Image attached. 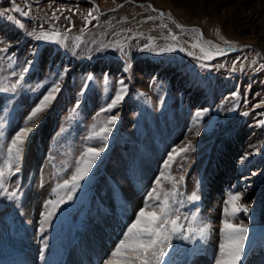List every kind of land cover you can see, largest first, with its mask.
Masks as SVG:
<instances>
[{
  "label": "rangeland",
  "instance_id": "1",
  "mask_svg": "<svg viewBox=\"0 0 264 264\" xmlns=\"http://www.w3.org/2000/svg\"><path fill=\"white\" fill-rule=\"evenodd\" d=\"M11 3L0 0V11L10 9ZM15 3L29 15L12 13L24 23L23 29L0 17V39L12 43L9 52L0 55V81L10 85L18 78L14 71L18 73L28 59L34 63L15 93L0 92V122L5 125L0 131L5 142L63 74L61 91L36 121L20 170L9 181L19 200L0 197V207L12 220L10 231L24 235L38 261L35 264L43 257L53 264H79L72 254L80 251L84 240L81 258L88 264H104L162 171L172 178L164 182L166 190L174 181L185 197L198 192L200 199L186 203L181 211L198 209L199 220L214 229L212 255L201 264H216L224 201L234 192L242 193L241 202L249 206L247 214L242 212L233 221L249 230L241 264H264V127L258 126L264 120V0ZM94 9L96 19L88 15ZM42 30L66 34V46L28 35ZM169 33L177 40H171ZM219 37L233 47L229 49ZM201 40L224 48V54L202 59L199 48L191 47ZM117 44L123 45V51ZM147 45L153 50L142 51ZM169 45L185 51L161 53ZM120 80L127 86L123 101L97 117L111 103ZM234 92L239 93L235 98ZM78 98L80 107L69 119ZM201 109L208 111L197 123L193 116ZM111 115L117 120L104 152L72 200L41 231V214L46 201L55 199L56 185L70 177L84 148L99 146L87 139L91 125ZM188 141L195 150L165 170L171 149ZM213 208L217 210L212 212ZM87 235L99 246L95 257ZM205 244V239H174L167 253L170 264H192L194 253Z\"/></svg>",
  "mask_w": 264,
  "mask_h": 264
},
{
  "label": "snow or ice",
  "instance_id": "2",
  "mask_svg": "<svg viewBox=\"0 0 264 264\" xmlns=\"http://www.w3.org/2000/svg\"><path fill=\"white\" fill-rule=\"evenodd\" d=\"M94 11L98 10L94 9L88 13L92 19L97 18L93 14ZM12 13H19L20 16L24 17L28 16L29 13L18 7L15 0H12L10 9L0 11V17H5L7 21L12 22L16 27L23 29L25 27L24 23ZM88 22L90 21L86 19V23ZM176 27L182 29V26L179 24ZM191 31L198 32V29H191ZM28 35L36 41L51 42L62 47L66 46L68 39L67 35L61 34L59 30H42L38 33L30 32ZM217 35L219 34L217 33ZM169 38L173 41L177 40V37L172 33H169ZM219 38L223 40L229 49L233 47L231 42L225 40L223 37ZM79 39V37L76 38L77 41ZM0 44L3 45V47H0V55L8 53L12 47V43L5 39H0ZM116 46L123 51V45L117 44ZM104 47H108V45ZM191 47L199 48L202 54L201 58L205 60L211 59L215 55H222L225 52L224 48L213 44L211 41L201 40V42L193 43ZM141 50L152 51L153 49L151 45H147ZM177 50L181 52L185 51L184 48L177 49L172 45L160 49L161 53L175 52ZM187 54L193 55L192 52H188ZM32 55H35V50ZM8 59L11 61L12 57L9 56ZM33 63L32 59H28L24 62L18 73L14 71L12 75L18 78L10 85H4L0 81V92L15 93ZM261 68H264V65H261ZM92 79L93 76L89 74L86 81L90 82ZM62 80L63 74H58V78L52 83V86L48 88L38 103L31 108L23 125L19 126L14 134L11 135L10 141L5 142L3 140L4 133L0 131V197L6 198L9 201L19 200L18 191L16 189L10 190L9 181L19 172L24 146L36 127V121L40 119L57 98V94L61 91ZM86 87L87 83L81 89L79 95L82 96L84 94ZM126 92L127 86L123 80H120L115 95L111 98V103L101 108L96 116L99 117L104 112H111L112 109L116 108L123 101ZM238 95L239 93L237 92L232 93L233 98ZM261 104H264V101H261ZM259 106L256 105V107ZM79 107L80 100L78 98L75 106L69 112V119L76 115ZM230 110L234 111L235 109ZM207 111V109L197 110L193 116L194 121L198 123ZM243 115H248V113L245 112ZM116 120L117 117L111 115L98 124L94 123L91 125V133L87 139L98 141L99 146L84 148L75 160V167L70 177L56 185V189H54L55 199L46 201V211L41 214V231H43L44 225L51 223L52 218L57 214L61 206L72 200L74 194L80 188L81 182L89 175L93 165H95L97 159L105 150L109 134ZM4 126V123L0 122V129H3ZM258 126L264 127V120L258 121ZM196 135H199V131L196 132ZM194 150L191 141L173 147L168 153L167 159L164 160V169H171L174 162ZM180 180L182 182L183 177ZM168 181H172V178L166 175L165 171H162L153 182L151 189L146 193L144 205L135 213L134 220L122 233V237L110 253V258L105 260L104 264H162L174 239L192 242L196 239L203 240L206 238L210 226L199 220L198 209L190 213H183L181 211L186 203L191 204L200 199L198 192L193 191L185 197L183 193L177 191V182L173 181L171 189L166 190L164 182ZM242 199V193L234 192L230 193L224 201V218L221 220L220 226L221 242L219 244V255L216 264H241L249 230L246 224L234 223L233 221L236 220L240 213L247 214L249 211V206L246 203H242Z\"/></svg>",
  "mask_w": 264,
  "mask_h": 264
},
{
  "label": "bare ground",
  "instance_id": "3",
  "mask_svg": "<svg viewBox=\"0 0 264 264\" xmlns=\"http://www.w3.org/2000/svg\"><path fill=\"white\" fill-rule=\"evenodd\" d=\"M215 210H217V208H213L212 212H214ZM5 214H6L5 209L0 207V264H35L37 263L38 261L33 258L31 250L26 244V240H25L26 238L23 237L24 235H21V234L18 235V233H16L15 230L10 231V229H12V225H11L12 220L8 215H5ZM69 236H71V234ZM214 236H215L214 229L212 228V226H210L207 236L205 238L206 244L203 247H201L197 252L194 253L191 259L193 262L192 264H201L203 261H205L208 258V256H210V254L212 253L211 247L215 241ZM86 239H87L86 240L87 243L91 244L90 248L92 251H94L93 256L95 257L96 255H98L99 251L97 249L99 246L95 243V238H93L92 235H89V236L87 235ZM70 241H71V238L69 240V243ZM86 245L87 244L85 240L84 242L82 241L80 248H79L80 251L74 252L72 254L73 255L72 260H74L75 263L80 261L79 264H88L87 261L85 260V257L84 259L81 258L82 257L81 252L84 251L83 248H86L84 247ZM47 258L45 257H43V259L41 258L39 263L40 264H53L50 261L45 260ZM52 261L55 262V259Z\"/></svg>",
  "mask_w": 264,
  "mask_h": 264
},
{
  "label": "water",
  "instance_id": "4",
  "mask_svg": "<svg viewBox=\"0 0 264 264\" xmlns=\"http://www.w3.org/2000/svg\"><path fill=\"white\" fill-rule=\"evenodd\" d=\"M157 11L160 12V9H157ZM162 264H169V256L167 254H166V257H165V261H163Z\"/></svg>",
  "mask_w": 264,
  "mask_h": 264
},
{
  "label": "crops",
  "instance_id": "5",
  "mask_svg": "<svg viewBox=\"0 0 264 264\" xmlns=\"http://www.w3.org/2000/svg\"><path fill=\"white\" fill-rule=\"evenodd\" d=\"M151 9H154L153 7H150ZM72 43V42H71Z\"/></svg>",
  "mask_w": 264,
  "mask_h": 264
}]
</instances>
